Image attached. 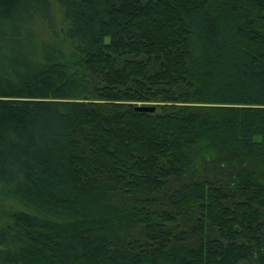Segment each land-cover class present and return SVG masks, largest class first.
Segmentation results:
<instances>
[{
  "label": "trees",
  "instance_id": "16d2710c",
  "mask_svg": "<svg viewBox=\"0 0 264 264\" xmlns=\"http://www.w3.org/2000/svg\"><path fill=\"white\" fill-rule=\"evenodd\" d=\"M0 264H264V0H0Z\"/></svg>",
  "mask_w": 264,
  "mask_h": 264
},
{
  "label": "water",
  "instance_id": "95a60500",
  "mask_svg": "<svg viewBox=\"0 0 264 264\" xmlns=\"http://www.w3.org/2000/svg\"><path fill=\"white\" fill-rule=\"evenodd\" d=\"M139 111H144V112H154L155 111V107L153 106H139L136 108Z\"/></svg>",
  "mask_w": 264,
  "mask_h": 264
},
{
  "label": "rangeland",
  "instance_id": "374dc122",
  "mask_svg": "<svg viewBox=\"0 0 264 264\" xmlns=\"http://www.w3.org/2000/svg\"><path fill=\"white\" fill-rule=\"evenodd\" d=\"M145 106H150V107H151V106H153V105H145ZM153 107H155V106H153Z\"/></svg>",
  "mask_w": 264,
  "mask_h": 264
}]
</instances>
